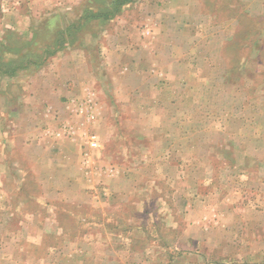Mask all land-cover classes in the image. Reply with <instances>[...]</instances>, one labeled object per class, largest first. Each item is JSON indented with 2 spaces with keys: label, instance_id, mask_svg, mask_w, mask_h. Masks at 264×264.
Listing matches in <instances>:
<instances>
[{
  "label": "rangeland",
  "instance_id": "rangeland-1",
  "mask_svg": "<svg viewBox=\"0 0 264 264\" xmlns=\"http://www.w3.org/2000/svg\"><path fill=\"white\" fill-rule=\"evenodd\" d=\"M76 1L0 0L2 57L9 51L10 55L22 53V41L33 35L37 38L34 46H50L56 25L59 26L63 19L76 20V8L64 9ZM94 1L103 10L116 7L115 0H80V3L93 6ZM236 1L129 0L117 6L104 26L95 29L88 24L84 29L86 38L117 37L120 33L135 38L156 24L163 29L165 23L171 25L176 40L181 41L187 36L182 27L176 29V23L189 22L191 10L194 20L199 22L193 31L196 41L177 52L183 56L208 52V66L204 78H200L191 69L190 59L179 62L175 69L176 79L182 82L191 77V88L197 91L189 95L190 101L183 88L177 87L173 95L182 105L174 113L185 119L191 116L206 120V130L202 139L198 135L181 141L186 144L189 141L188 154H194L190 163L195 166L192 171L184 170L180 176L179 197H172L170 208L164 205L169 212L187 208L186 213L192 214L191 218L185 216L189 221L169 212L164 221H152L149 213L154 218L162 209L151 203L149 193L142 216L129 207L126 217L134 218L139 214L131 221L119 218L121 216L115 211L117 205L101 211L97 209L95 213L101 217L112 209L117 214L111 221L76 222L71 217V208L64 206L68 215L56 212V204L49 205L56 200L50 189L46 192L48 204L41 205L40 182L47 179L51 184L46 170L52 160L55 162L53 156L46 154L55 151L56 146L54 142L47 146L40 142V131H45L42 120L46 105L53 102L50 93L39 89L31 92V86H54L53 75L57 74L58 67L71 69L72 63L82 66L85 63L83 53L88 58L89 81L101 82L97 71L100 63L95 58L94 46L75 44L63 46L60 55L66 52L69 56L67 61L58 63L59 66L56 53L35 70L20 69L12 76L0 71V264H264V0H239L238 6ZM199 5L208 19L195 16ZM237 10L240 14L238 25L230 20ZM206 20L215 31L208 32ZM6 24L10 27H5ZM162 31L157 30L158 34ZM222 40L223 45L220 44ZM231 56H234L233 61ZM0 63L1 69L7 66L6 62ZM228 67L231 70L219 76L220 68ZM185 70L187 74L192 71L185 76ZM200 80L207 83V91L202 93L198 91ZM100 92L96 93L99 99L103 95ZM200 101L205 108L194 107ZM153 128L156 129V125ZM184 131V126L174 125V134H184ZM52 133L55 135L54 131ZM138 146L131 142L127 148L132 150ZM23 151L30 152L26 155L31 156L33 167L25 165ZM183 156L181 168L186 160ZM153 159L150 158V170L155 168ZM3 162L10 163L9 171L3 170ZM39 168L43 172H39ZM186 184H194L198 189L192 187V191H187ZM159 187L165 197L163 201L168 202L172 190ZM199 196H206L201 198L204 204L197 201ZM196 218L198 221L193 222ZM193 224L198 227L187 233L188 225L192 227ZM136 227L141 228L142 236L132 238L130 230ZM116 230L128 235L120 236ZM148 232L153 235L146 236ZM155 232L159 238L154 237Z\"/></svg>",
  "mask_w": 264,
  "mask_h": 264
},
{
  "label": "crops",
  "instance_id": "crops-1",
  "mask_svg": "<svg viewBox=\"0 0 264 264\" xmlns=\"http://www.w3.org/2000/svg\"><path fill=\"white\" fill-rule=\"evenodd\" d=\"M80 4V0H77L73 5L64 9H77ZM236 4L239 5V0L236 1ZM198 7L195 16L198 18L203 16L208 19V16L201 13L200 5ZM235 14L230 20L238 25L239 10ZM188 18L189 22L176 23V29L182 27L187 36L181 41L176 40L171 25L165 23L163 29L161 25L156 24L151 29H144L139 36H134L135 38H129L126 34L121 35L122 33H120V36L117 37L98 35L74 39L73 43L66 46L76 44L95 47V58L96 60L98 58L97 62L100 63L97 71L102 77L101 82L92 83L93 80L89 81L88 58L83 53L85 58L82 60L85 63H82V66L72 63L71 69L58 67L57 74L53 75L54 86H47V84L31 86V92L33 89H39L40 92L50 93L51 102H53L46 105L42 120L45 131L42 129L40 131V142H45L46 146L54 142L56 146L55 151L46 154L53 156L55 162L52 160V164L46 170L51 176V184L46 181L47 179L40 182L39 203L41 205L48 204L46 192L50 189L55 193L56 200L49 205L56 204V212L62 214L66 212L68 215L69 212L65 211L64 206L71 208L73 210L71 217L76 222L100 221L101 219L111 221L117 214L115 211L119 213L118 216H121L119 217L121 220L131 221L137 219L136 216L139 214L142 216L141 214L146 212L144 210L145 199L148 198L149 193L151 203L156 208L160 207L162 211L154 218H151V213L148 216L152 221L155 219L165 220L169 209L166 211L164 205L170 208L172 197L176 199L180 195V176L185 171H192L195 166L190 163L193 162L194 154H188L189 141L187 140V144L181 143V141H185L186 137L191 139L198 135L202 139L206 130L204 126L207 124V121L200 117L195 119L189 116L185 119V116L176 117L174 113V110L178 107L181 108L182 105L181 101L173 95L177 87L181 86L182 90L188 94L187 100H190L189 95L193 91H197L196 88L194 90L191 88V77L182 82L176 79L175 69L180 65L179 62L190 59L191 69L196 76L204 78L203 73L207 69V60L210 57L208 52H198L187 56L177 52L182 47L187 48L186 45H191L196 41L193 38V31L197 29L199 22L194 20L192 10ZM206 21L208 23V20ZM210 25V23L207 25L209 26L208 32L215 31V27ZM5 27L10 26L6 24ZM100 29L102 31L103 28ZM156 29L164 31L158 34ZM98 31L100 30L98 29ZM161 33L163 35H160ZM223 43L224 40L220 42L221 45ZM59 52H57L59 56L56 58L57 65L61 61H67V56H69L66 52H62L61 55ZM230 60L233 61L234 56H231ZM228 68H220L219 76H225V72L231 70ZM191 71L187 74V70H185L183 75L188 76ZM236 72L238 74L239 69ZM206 84V81L200 80L199 93L207 91ZM100 90L103 94L101 99L96 95L98 92L101 93ZM71 91L78 93L79 96H74L75 94L73 92L71 94ZM88 92L94 94V101H92L96 114L95 118L89 122L83 114H77L73 110L76 99L78 102L84 101ZM194 107L202 109L205 108V104L200 101ZM104 112L105 116H103ZM183 114H185L184 109ZM176 124L184 126V134H174V125ZM65 125L72 127L71 133H62V128ZM154 125H156V129L153 128ZM157 125H159L158 129ZM53 131L55 135L52 133ZM90 136H95V146L89 142ZM131 142H136L140 146L129 150L127 145ZM142 143L145 147H141ZM136 149L137 151H135ZM43 152L40 155H43ZM15 153L21 155L18 150H15ZM27 153L30 152L27 151ZM27 153L23 151L24 163L31 168L33 163L29 159L31 156H27ZM182 156L186 159L183 162V168L180 165ZM150 158H154L155 162V168L152 167L151 170L148 168ZM185 163L189 164V167ZM9 167L10 163L3 162L4 171L11 169ZM39 172H43L42 168H39ZM7 179L9 180V178ZM189 185L186 184V187H189L186 189L187 191H192V187H195V190L198 189L194 184ZM159 186L172 190L170 195L168 194V202L163 201L165 197ZM201 188L199 186V189ZM183 190L185 191V189ZM183 195L188 196L185 193ZM201 198H206V196L197 198L199 204H204L201 202ZM130 204L133 206H129ZM117 205L118 208H115V211L110 209L108 215L105 212L101 217L95 215L97 209L101 211ZM129 207H132L131 211L134 212L135 208V212L140 213L134 218L126 217ZM154 210L156 211V209ZM187 211V208H184L183 210L179 209V213L174 211L169 214H178L182 217H177L178 219L189 221L185 218V216H189ZM193 227L198 226L188 225L187 233L196 229ZM140 230L139 227L131 229L130 237L137 238L141 235ZM107 231L103 234H106ZM116 231L120 233V236L128 235L127 232L125 234L121 230ZM157 233L155 232L154 237L159 238ZM90 235L88 234V236ZM148 235H153V233L148 232L146 236ZM159 245L156 246L159 247Z\"/></svg>",
  "mask_w": 264,
  "mask_h": 264
},
{
  "label": "trees",
  "instance_id": "trees-1",
  "mask_svg": "<svg viewBox=\"0 0 264 264\" xmlns=\"http://www.w3.org/2000/svg\"><path fill=\"white\" fill-rule=\"evenodd\" d=\"M129 0H115V8L101 9L100 6L96 4L93 6L85 5L81 2L80 6L75 9L78 12V16L75 21L70 22L69 20L63 19L61 24L56 25L55 37H52V44H43L34 46L35 40L37 39L34 35L30 39H24L21 43V52L18 55L11 54L10 52L6 54V57H2L0 52V62H6L7 68H0V71L7 75H14L18 70L23 69H37L39 68L49 57L54 56L57 52L63 49L65 45H70L73 43L74 39L84 37V29L88 24H92L97 29L99 26H104L115 14L117 6L126 4ZM94 28V27H93ZM67 31L63 34V31ZM34 34V32H33ZM73 41V42H72ZM9 44V43H8ZM20 52V51H19ZM0 66L1 63H0Z\"/></svg>",
  "mask_w": 264,
  "mask_h": 264
},
{
  "label": "built area",
  "instance_id": "built-area-1",
  "mask_svg": "<svg viewBox=\"0 0 264 264\" xmlns=\"http://www.w3.org/2000/svg\"><path fill=\"white\" fill-rule=\"evenodd\" d=\"M93 94L88 92L86 94L85 100L81 102H74L73 104V110L77 114H83L87 120V122L92 121L96 114L94 111V106H93ZM72 132V127L69 125H65L62 128V133L63 134H69ZM89 142L92 144V146H95V136H90Z\"/></svg>",
  "mask_w": 264,
  "mask_h": 264
}]
</instances>
